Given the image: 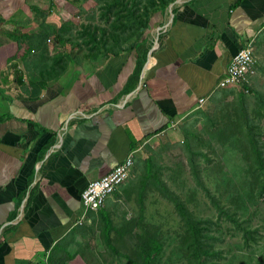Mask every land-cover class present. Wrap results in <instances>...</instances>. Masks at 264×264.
<instances>
[{
	"label": "crops",
	"instance_id": "1",
	"mask_svg": "<svg viewBox=\"0 0 264 264\" xmlns=\"http://www.w3.org/2000/svg\"><path fill=\"white\" fill-rule=\"evenodd\" d=\"M65 2L0 0V264L62 261L92 214L82 206L89 182L132 151L138 167L151 139L176 138L171 129L213 98L231 58L264 31V0H177L151 14L144 62L138 48L73 63L41 88L21 35L58 31Z\"/></svg>",
	"mask_w": 264,
	"mask_h": 264
},
{
	"label": "rangeland",
	"instance_id": "2",
	"mask_svg": "<svg viewBox=\"0 0 264 264\" xmlns=\"http://www.w3.org/2000/svg\"><path fill=\"white\" fill-rule=\"evenodd\" d=\"M65 4L69 12L58 30L65 45L57 46L55 36L44 43L37 40L36 53L22 62L35 86L57 80L70 60L67 55L73 59L70 68L74 61L114 55L119 49L114 42L129 47L141 27L129 22L127 9L135 5L142 13L149 5L148 0ZM90 31H97L99 44L91 43ZM253 52L258 71L249 92L240 86L220 89L171 129L176 138L156 137L144 144L135 175L69 236L61 248L64 259L53 262L134 264L129 255L146 259L156 244L160 254L155 264H199L193 256L194 225L177 208L174 200L179 199L200 221L197 231L211 253L206 264H264V31ZM144 233L155 243L140 253L133 239Z\"/></svg>",
	"mask_w": 264,
	"mask_h": 264
},
{
	"label": "trees",
	"instance_id": "3",
	"mask_svg": "<svg viewBox=\"0 0 264 264\" xmlns=\"http://www.w3.org/2000/svg\"><path fill=\"white\" fill-rule=\"evenodd\" d=\"M124 2V0H121V2ZM177 0H148V4L144 9H143V14L140 12V8L133 5V7L130 9L128 7V17H129V22H137L139 24V27H141L139 29L138 32H134V41L133 43L130 44L129 47L127 48H121V44L122 41H118L117 43H113L115 44V46H118V52L115 53L114 55L119 54L121 51H131L134 49H138L141 48V57H142V61L144 62L146 60V54L148 49L145 48V33L147 31L148 25H149V21H150V16L153 12H155V10L158 9H162V8H166L169 5L175 3ZM124 7H126V5H124ZM88 29V28H86ZM91 32V43L97 45L99 44L98 42V35H97V31H90ZM52 36H55V41L57 44H59L61 47L63 45H65V39L60 35L59 31L52 29L51 26H47L46 27H42V30L40 31V33L35 34V35H31V34H22L21 37L28 40L30 42V46H31V50L34 49L35 47V42L37 40L41 41L42 43L47 42ZM106 36L105 33H103V37ZM107 40H110V38L108 37ZM105 44H108V41H105ZM30 52V51H29ZM68 59H70L68 61V64L65 67H61L60 70V75L57 77V80L64 76L67 71L69 70V63H72L73 59H71V57H69L67 55ZM89 60L94 61V59L89 58ZM74 64L77 63L76 61L73 62ZM56 65L57 62L54 64V70L52 71H57L56 70ZM138 67H140V65H138ZM42 73V78L44 77V73ZM22 77L23 74L17 75L16 78L18 80V82L22 81ZM47 84V82L43 81L41 83V88H43V86ZM7 117L5 118H1L0 121H4ZM255 146V152L257 155V158L259 161H261V156L262 153L260 151L259 148H257V145L254 144ZM196 173V172H195ZM175 204L177 205V208L179 209V211H181L182 213H185L187 215L188 220L190 221V223L192 225H194L193 228V233H194V251H193V256L195 259H197L199 261V264H206L209 262L210 260V256L211 253L209 252V250L207 249L206 243H204V235L197 231L198 229V225L196 224V221H198L200 223L199 220H197L193 214L189 213V211L187 210V208L185 207V205L179 200L176 199L174 200ZM141 218V217H140ZM140 225H138L140 227L141 230H144V224L143 222L139 223ZM144 225V226H143ZM136 243H139V245L137 246L136 244V248L139 250V252H144L146 251V248H148L150 245H153V243H155L153 240H151V237L148 236V233H144L143 235L139 234L137 236L134 237L133 239ZM106 241L109 243V232H106ZM145 244V245H144ZM154 248H156L154 251L149 252L148 253V258L146 259H142L139 260L136 257H134L133 255H129L128 257L130 258V260L134 263V264H155L158 255L160 254V249L157 248L156 244L155 246L153 245Z\"/></svg>",
	"mask_w": 264,
	"mask_h": 264
},
{
	"label": "built area",
	"instance_id": "4",
	"mask_svg": "<svg viewBox=\"0 0 264 264\" xmlns=\"http://www.w3.org/2000/svg\"><path fill=\"white\" fill-rule=\"evenodd\" d=\"M258 61L254 57L253 45L248 43L237 51L217 81L216 89L240 86L249 92L252 79L257 75ZM204 99L199 100V105ZM134 152H130L122 163L116 165L106 175L89 182L82 195L84 216L98 212L105 202L131 177L135 175ZM45 264H49L48 262Z\"/></svg>",
	"mask_w": 264,
	"mask_h": 264
}]
</instances>
